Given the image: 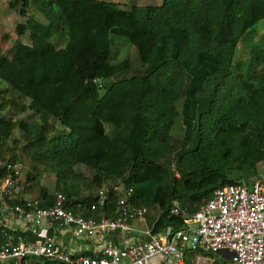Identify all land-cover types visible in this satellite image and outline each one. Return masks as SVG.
Here are the masks:
<instances>
[{
	"label": "trees",
	"instance_id": "16d2710c",
	"mask_svg": "<svg viewBox=\"0 0 264 264\" xmlns=\"http://www.w3.org/2000/svg\"><path fill=\"white\" fill-rule=\"evenodd\" d=\"M8 7L20 18L11 47L0 45V112L19 107L35 121L0 116V174L25 157L55 176L51 191L27 172L22 205L31 194L47 207L62 192L68 210L97 217L90 209L97 191L120 183L136 207L157 212L148 219L160 234L183 228L216 189L261 178L264 32L249 60L235 55L264 20V0H163L130 9L98 0H10ZM113 35L137 48L143 72L127 77L128 58L110 62ZM180 115L184 135L176 140ZM173 199L186 215L171 212ZM6 230L0 212V243ZM23 264L66 263L31 257Z\"/></svg>",
	"mask_w": 264,
	"mask_h": 264
},
{
	"label": "built area",
	"instance_id": "2783aa9c",
	"mask_svg": "<svg viewBox=\"0 0 264 264\" xmlns=\"http://www.w3.org/2000/svg\"><path fill=\"white\" fill-rule=\"evenodd\" d=\"M22 170V163H8L0 174L2 218L13 217L16 221L15 226L5 225L8 231L0 243V264H23L24 259L31 257H46L66 264H186L185 251L200 250L227 252L230 255L227 264H264L263 178L216 189L198 212L184 218L185 226L181 229L160 234L147 230L140 239L132 240L127 236L135 234L134 223L144 221L148 210L133 204L130 188L120 183L105 184L90 207L94 212L99 211V216H87L81 209L68 210V199L62 192H54V201L47 207H40L37 198L27 196L26 205H22ZM114 196H117L116 207L108 216V203ZM171 203L174 215H186L177 199ZM18 221L26 224L25 227H18ZM43 225L46 230L54 225L65 228L77 240L92 241L111 233L125 239L121 246L105 241L91 256L81 249L72 252L59 246L50 235L32 230ZM26 231L36 236L28 238L23 234ZM195 264H202L200 258Z\"/></svg>",
	"mask_w": 264,
	"mask_h": 264
},
{
	"label": "rangeland",
	"instance_id": "374dc122",
	"mask_svg": "<svg viewBox=\"0 0 264 264\" xmlns=\"http://www.w3.org/2000/svg\"><path fill=\"white\" fill-rule=\"evenodd\" d=\"M10 0H0V15L3 18V21L0 22V45L2 46L4 51H7L16 36V25L19 22L20 16L18 15L16 10H11L8 7V2ZM102 2L110 3L116 7L122 8V9H130L133 5L138 6H144V5H153V6H160L163 3V0H98ZM264 32V20L256 24L252 29H250L242 38V40L239 42L235 60H242L246 62V60H249L251 54L253 45L257 40H259V36L261 33ZM27 40V39H26ZM28 41V40H27ZM128 58L131 62V70L127 74V77H131L135 74H138L140 72H143L140 57L137 48L129 41V39L122 35H113L112 36V44H111V50H110V62L112 64H118L124 59ZM120 77L109 79L107 81V86L111 85L113 82L117 81ZM5 85L0 84V88L4 87ZM13 96H16L14 93H12ZM1 103V99H0ZM17 103L19 106L22 104H29L28 100H17ZM178 108L180 109L181 102H178ZM19 107H8L5 111L0 112V116H5L7 118L12 119H19V118H25L28 121L34 122L35 116L33 115L32 111H28L26 113H18ZM172 135L176 140L182 139L184 135V127L182 124V116L178 117L175 120ZM15 136L17 138H21V132L20 130H15ZM196 146V142L192 141L191 148L193 149ZM84 171L85 168H82ZM23 187L25 186V179L27 172H32L33 175H37L40 177V184L43 186H46L51 191H54L55 187V176L47 171H44L42 167H34L28 158H23ZM260 175L261 178H264V165L260 167ZM33 195L28 194V197H32ZM35 197V196H33ZM155 217H157V212L155 210H149L148 216L146 219H152L154 220ZM142 223V222H141ZM140 226H143L144 224H139ZM18 227L22 228L23 224L21 221H18ZM186 258H196L197 253L200 254V256H209L211 258H214L216 262L220 264H227L229 261L225 259L222 255H219L218 253H207L205 252H196V251H185ZM192 258V259H193ZM195 258L193 260H195Z\"/></svg>",
	"mask_w": 264,
	"mask_h": 264
},
{
	"label": "crops",
	"instance_id": "0c3cea01",
	"mask_svg": "<svg viewBox=\"0 0 264 264\" xmlns=\"http://www.w3.org/2000/svg\"><path fill=\"white\" fill-rule=\"evenodd\" d=\"M1 21H3L2 16H1ZM3 221H4V224L6 226L11 227V226L16 225V221L14 220L13 217L6 218ZM139 224H144V225L140 226ZM151 224L152 223L149 221V219H146V218L144 221L135 222L134 223L135 234H131V235L127 236V238L132 239V240L140 239V236L142 234H144V232H147V230H151ZM25 225H24V227H25ZM32 230H34L36 232V234L40 233L43 235L44 234L50 235L56 241V243L59 246L64 247V248H66L72 252H75L76 250L81 249L85 254L97 253L101 249V247L105 243V241H111L115 245L121 246L123 244V240L125 239V236L123 239H120L115 234L111 233V234H108L107 236H105L104 238L98 237L92 241L77 240L71 235V233L67 229L60 228L57 225H54L53 227H51L47 230H46V226H44V225L40 226L39 228H35V229L32 228ZM196 252L201 253V252H205V250H200V251H196ZM206 252L211 253L208 251H206ZM218 254L222 255L225 259L230 261V255L227 252L218 253ZM192 258H189V257L186 258V253H185L186 264H195L198 258H200V261L202 264H208L210 261H214L216 264H220V263L216 262L214 258H211L209 256H206V257L200 256V254H198V253L196 255V258L194 257L195 260H193L194 258L193 259Z\"/></svg>",
	"mask_w": 264,
	"mask_h": 264
}]
</instances>
